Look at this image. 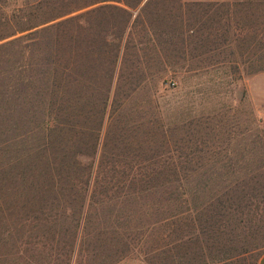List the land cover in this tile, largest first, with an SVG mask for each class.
Instances as JSON below:
<instances>
[{
	"label": "trees",
	"instance_id": "obj_1",
	"mask_svg": "<svg viewBox=\"0 0 264 264\" xmlns=\"http://www.w3.org/2000/svg\"><path fill=\"white\" fill-rule=\"evenodd\" d=\"M39 2L11 9L0 0V26L7 31L0 35V43L6 41L0 44V262L8 263L26 226L43 237L44 223H58L45 214L47 208L78 206L75 230L81 233L74 238L93 247L92 264H116L128 256V235H117L126 234L131 223L135 236L171 227L173 243L164 251L170 264H231L236 256L219 249L213 235L219 236L222 212L243 216L254 206L264 213L261 121L255 118L256 134L234 150L235 159L163 160V131L162 143L141 142V154L126 161L128 156L113 152L126 130V99L147 87L134 75L139 63L127 64L135 48L129 46L134 38L127 10L133 7L126 0ZM106 3L117 6L77 14ZM107 10L115 11V30H103L104 22L92 29L88 16ZM259 72L264 69L251 74ZM116 131L121 134L114 136ZM92 207L97 220L99 208L106 210L103 225L124 231L88 232L84 217Z\"/></svg>",
	"mask_w": 264,
	"mask_h": 264
},
{
	"label": "rangeland",
	"instance_id": "obj_2",
	"mask_svg": "<svg viewBox=\"0 0 264 264\" xmlns=\"http://www.w3.org/2000/svg\"><path fill=\"white\" fill-rule=\"evenodd\" d=\"M39 1L6 0L11 9L22 2L37 5ZM139 1L126 0L133 7L127 9L131 15L129 32L134 38L129 46H135L126 57L128 65L139 63L134 75L145 80L147 87L126 99V130L113 152L128 156V161L141 154V142L162 143L165 131L167 147L159 149L163 160L184 162L188 158L203 163L237 158L234 150L250 144L256 134L255 118L264 127V72L251 74L256 68L264 69V0H152L143 10L148 0ZM193 3L204 5L198 8L191 6ZM103 5L117 6L98 4L77 14ZM105 13L88 16L92 29L104 22L103 30H115V11ZM149 30L156 40H150ZM6 32L0 26V35ZM118 134L121 132L114 136ZM95 208L86 210L88 232L105 228L107 232L126 231L117 236L128 235V256L116 264H170L164 251L173 243L171 227L155 226V230L135 236L132 223L124 230L103 225L101 211L106 210L99 208L97 220ZM81 212L78 206L47 208L45 214L58 223H44L43 237L36 227L26 226L27 235L14 242L7 264H92L93 247L87 248L80 237L74 238L76 232L81 233L75 230ZM243 213L222 212L217 220L221 222L219 236L213 238H218L219 249L236 256L231 264H257L264 253V213L254 206ZM116 240V246H122V241Z\"/></svg>",
	"mask_w": 264,
	"mask_h": 264
},
{
	"label": "crops",
	"instance_id": "obj_3",
	"mask_svg": "<svg viewBox=\"0 0 264 264\" xmlns=\"http://www.w3.org/2000/svg\"><path fill=\"white\" fill-rule=\"evenodd\" d=\"M187 1H191V2H203V1H208V0H187ZM257 264H264V253L261 255V257L259 258Z\"/></svg>",
	"mask_w": 264,
	"mask_h": 264
}]
</instances>
